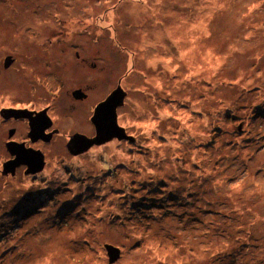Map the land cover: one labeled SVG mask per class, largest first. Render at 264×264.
I'll return each mask as SVG.
<instances>
[{"label": "rangeland", "instance_id": "obj_1", "mask_svg": "<svg viewBox=\"0 0 264 264\" xmlns=\"http://www.w3.org/2000/svg\"><path fill=\"white\" fill-rule=\"evenodd\" d=\"M88 1L0 0V108L49 106L65 138L44 174L0 162V264H264V0ZM120 87L134 140L70 154L81 105Z\"/></svg>", "mask_w": 264, "mask_h": 264}, {"label": "flooded vegetation", "instance_id": "obj_2", "mask_svg": "<svg viewBox=\"0 0 264 264\" xmlns=\"http://www.w3.org/2000/svg\"><path fill=\"white\" fill-rule=\"evenodd\" d=\"M50 1L53 2V0H50ZM83 1H88V0H83ZM92 1L93 0H91L90 2L88 1L89 7H92L91 6ZM96 2H98V1H96ZM92 10L94 12L96 11L95 9H92ZM63 15L64 14H60V16H63ZM48 19L49 18L46 17V20H48ZM33 24H34L33 28L35 25L38 26L36 21ZM88 25H89L88 28H86L88 30V31H86L88 33L87 35L88 36H89V34L92 35L93 38L91 36H89V37L92 38V42L94 44H96V43H98L96 29H95V27H93V29H91V27L93 26L92 24H88ZM39 27H42V25L38 26V29H39ZM77 36H75L73 33L70 38L68 36H67V38L65 37L66 43H70V45H71V42L76 41L75 38ZM71 38H74V39L70 40ZM81 57L82 56L80 55L79 51H77L75 53L76 59H81V61H88L86 58H83V57L81 58ZM15 61H16V59L11 58L10 63L8 65L4 63V68H5L4 70L6 72L10 71L9 69H12L16 65ZM43 69L44 70H42V71H37L35 74H37L39 76H47L49 73H50V76H53L56 74L53 69L50 70V67H49V69H47L44 66ZM25 71L27 72V68L26 69L22 68L21 72L24 73ZM1 74H2V69L0 68V76H1ZM18 76L19 75H16L14 77H9V80H6L5 82L2 81L3 84H1L0 87H2V86L7 87L9 90L12 89V90H10L12 92H20V90L15 86V81L13 79V78H16ZM22 79L24 81V76H22ZM30 86H31L30 89L35 88L34 85H30ZM115 90H113V91H115ZM76 91H78V92L75 93ZM11 94H13V93H11ZM13 95H15V94H13ZM8 97H9V95H8ZM73 97H74V99L82 98V100L83 99L87 100L89 98V95L83 89L78 88V90L73 91ZM15 98H17L16 95H15ZM8 100H9V98H6L4 100V102L8 103ZM102 102H100V103H102ZM99 104H95V106L93 107V106H90L91 104L89 105V101H85L84 104L81 105L85 109L83 111H85V114H87V115L85 116V118H83L79 121H80V124H82V122H83L84 124H82V125L87 129L85 130V132H75V133L71 134L70 139H69L70 141H71L72 137L75 135H83V136H85V139H95V141L98 142V143L94 144V146H96V145H103V144H105L109 141H112L114 139H121V137L117 136V134L114 133V131H112V130L110 131L109 134H104V133L99 134L98 133V129H97L95 122L93 121V118L95 115L96 108L98 107ZM11 107H13V108H11ZM0 109H1L0 110V134H2L0 136V139L1 140L3 139V141H2L3 144L1 146V150H2L1 153H7L9 155V158L7 160H4V161H2L3 157H0V162L3 164V167H4L3 168L4 174L7 175L8 173H11L10 175L12 177L17 176L18 173L25 175L24 177L33 176L34 175L33 172H35L36 174L37 173L44 174L46 172V170L48 169V166H49L48 160L50 158L49 155L47 154V152L43 149V146H45L44 144L48 145L49 143H52L53 145H55L58 142L59 137L64 138V136H63L64 134H62V129L54 127V121H53L54 119L51 117V114H50V112L52 111L51 107L48 106L47 108H45L44 110H42L40 112L37 110L29 109L27 107L16 108L14 106L2 107ZM83 111H81V112L83 113ZM90 112H92V114L90 115V118L88 119L87 116H89ZM117 114H118V111H117ZM79 115L83 116L81 113ZM21 122L26 123L30 127V133L28 134L29 140L25 141V142L19 141L21 139L24 140L23 138L20 137L21 133L19 132L18 127H17V125ZM105 122L108 123V126L110 124H112V122H110L108 120H106ZM98 123H99V121H98ZM7 125H9V127H10L8 130V133L3 134ZM113 134H115L114 137L111 139H108ZM126 134H127V132H126ZM128 136H130V135H128ZM131 137H133V136H131ZM16 139H18V140H16ZM69 140L66 144V147H67L68 151L70 152V154L77 155L78 153H82V152H85L88 150V149L86 150V148H88L87 146L82 145L80 143H78V144L72 143V144H70V147H69V143H70ZM64 141H65V138H64ZM62 144H63V141H62ZM33 179L34 178H32L28 182L32 183ZM31 200L40 201V200H42V196H37L35 198L31 197Z\"/></svg>", "mask_w": 264, "mask_h": 264}, {"label": "water", "instance_id": "obj_3", "mask_svg": "<svg viewBox=\"0 0 264 264\" xmlns=\"http://www.w3.org/2000/svg\"><path fill=\"white\" fill-rule=\"evenodd\" d=\"M7 63H10V60H6ZM126 96V92L122 90L120 87L119 89L115 90L105 101L100 103L98 107L96 108L95 115L93 118V121L95 122L98 133H104V134H109L110 131H114V133L117 134V136H120L121 138H128L130 141H133L134 138L131 136H128L126 134V131L123 127L118 125L117 119V109L119 106H122L124 103V98ZM108 120L112 122L108 126V123L105 121ZM99 121V123H98ZM115 134H113L111 137L108 139H111L114 137ZM88 140V141H87ZM75 143V144H82L85 145L89 148H91L94 144L98 143L95 141V139H85V136L83 135H75L72 137L70 144ZM109 252V258L110 262L113 263L117 261L120 258V250L118 248H115L113 246H106Z\"/></svg>", "mask_w": 264, "mask_h": 264}, {"label": "bare ground", "instance_id": "obj_4", "mask_svg": "<svg viewBox=\"0 0 264 264\" xmlns=\"http://www.w3.org/2000/svg\"><path fill=\"white\" fill-rule=\"evenodd\" d=\"M62 14H63V13H62ZM6 17L8 18L9 15H6ZM33 25H34V24H33ZM34 29H38V26L35 25V26H34ZM23 33H24V32H23ZM30 82H31V81H30ZM29 87H31V86H29ZM10 90H12V89H10ZM5 99H6V98H5ZM5 99H4V100H5ZM204 176H205V175H204ZM29 204H30V206L33 205V203H29Z\"/></svg>", "mask_w": 264, "mask_h": 264}, {"label": "trees", "instance_id": "obj_5", "mask_svg": "<svg viewBox=\"0 0 264 264\" xmlns=\"http://www.w3.org/2000/svg\"><path fill=\"white\" fill-rule=\"evenodd\" d=\"M145 33H146V35H147V36H146V38H147V37L149 36V35L147 34V33H149V30H148V31H146ZM152 37H154V38H155V36H152ZM152 39H153V38H152Z\"/></svg>", "mask_w": 264, "mask_h": 264}]
</instances>
